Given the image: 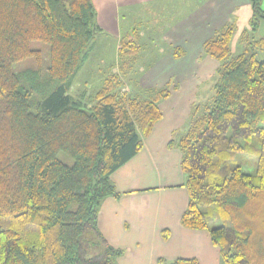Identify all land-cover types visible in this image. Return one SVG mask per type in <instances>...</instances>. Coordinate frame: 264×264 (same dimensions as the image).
<instances>
[{"label":"trees","instance_id":"trees-1","mask_svg":"<svg viewBox=\"0 0 264 264\" xmlns=\"http://www.w3.org/2000/svg\"><path fill=\"white\" fill-rule=\"evenodd\" d=\"M261 2L250 0L254 30ZM233 19L204 42L219 62L212 100L169 145L183 153L189 192L181 224L208 230L221 264H264V36L232 55ZM99 30L92 0H0V264H115L123 254L99 229L100 207L120 196L111 175L141 150L171 90L130 94L110 73L91 104L84 91L73 98ZM37 40L50 46L47 68ZM141 51L135 25L120 39L124 74ZM25 59L34 66L16 71Z\"/></svg>","mask_w":264,"mask_h":264},{"label":"crops","instance_id":"crops-1","mask_svg":"<svg viewBox=\"0 0 264 264\" xmlns=\"http://www.w3.org/2000/svg\"><path fill=\"white\" fill-rule=\"evenodd\" d=\"M92 1L100 29L116 35L128 16L132 21L150 20L142 26L146 30L140 32V42L157 38V43L166 45V56L140 69L136 93L148 96L166 86L171 90L159 102L163 116L141 150L111 175L120 196L107 197L100 207V231L113 247L123 250L115 264H171L193 258L199 264H221L220 248L210 232L181 224L189 192L183 153L169 143L173 136L184 134L193 109L213 98L219 62L204 53V42L237 15L240 7L251 6L250 0ZM160 27L163 31L157 33ZM121 38L117 39L118 54Z\"/></svg>","mask_w":264,"mask_h":264},{"label":"rangeland","instance_id":"rangeland-1","mask_svg":"<svg viewBox=\"0 0 264 264\" xmlns=\"http://www.w3.org/2000/svg\"><path fill=\"white\" fill-rule=\"evenodd\" d=\"M240 2H244L241 0ZM261 8L264 9V0L261 2ZM142 17V15H140ZM252 9L248 4H244L237 12V15H233L231 19L236 21L237 29L235 31L233 41H232V55H237L245 50L248 46V41L252 42L262 36H264V19H260L257 25V28L254 30L252 27ZM128 16V19L123 20V25L121 22V28L119 30V35L113 33L109 29H100L93 41V47L89 52V57L82 66V68L76 74L73 85L70 88V94L73 98H78L82 91L87 93L86 101L91 104L93 102V96L101 87L103 80L110 73H119L123 76L124 88L123 90L130 94H136L138 91L139 85L137 84V80L140 76V69L142 67H150L153 65L159 58L166 56L163 54L166 49V45L162 43H157V38L152 37L151 40L143 44V39H141L142 44V52L138 58V61L131 67L127 73L122 72V68L120 65L119 54L117 52V39L118 36H124L129 32L132 28V24L135 23L140 28V32L146 30L143 28L144 25H148L150 20L144 19H134L132 21ZM140 22L138 24V22ZM127 24V25H126ZM143 26V27H142ZM161 28V27H160ZM156 28L158 30L157 33H161L163 28ZM245 30L248 31L246 35V40L243 41V35ZM160 39V35H158ZM32 47L36 49L42 50V63L43 67L47 68L50 62V46L47 43L42 41H33ZM257 57L262 60L264 59V52L261 50H257ZM29 66H34L33 59H25L14 65V69L16 71L25 69ZM254 160V157H253ZM256 160V158H255ZM69 163H72V160L69 159ZM250 172H255V166H252L249 169Z\"/></svg>","mask_w":264,"mask_h":264}]
</instances>
